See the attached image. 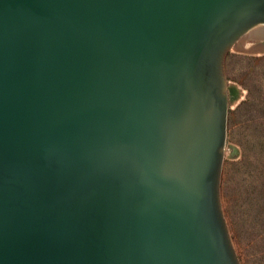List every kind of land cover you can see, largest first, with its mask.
<instances>
[{"label": "water", "instance_id": "1", "mask_svg": "<svg viewBox=\"0 0 264 264\" xmlns=\"http://www.w3.org/2000/svg\"><path fill=\"white\" fill-rule=\"evenodd\" d=\"M246 39L264 0H0V264H239L220 174Z\"/></svg>", "mask_w": 264, "mask_h": 264}, {"label": "rangeland", "instance_id": "2", "mask_svg": "<svg viewBox=\"0 0 264 264\" xmlns=\"http://www.w3.org/2000/svg\"><path fill=\"white\" fill-rule=\"evenodd\" d=\"M224 76L221 209L239 264H264V43L238 42L226 56Z\"/></svg>", "mask_w": 264, "mask_h": 264}]
</instances>
